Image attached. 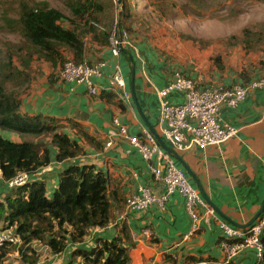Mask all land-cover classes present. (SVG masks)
Here are the masks:
<instances>
[{"label":"crops","instance_id":"obj_1","mask_svg":"<svg viewBox=\"0 0 264 264\" xmlns=\"http://www.w3.org/2000/svg\"><path fill=\"white\" fill-rule=\"evenodd\" d=\"M136 30L130 36L129 46L121 50L118 56L111 54L108 45L92 42L89 36L85 37V42L83 39V62L105 61L103 76L96 80L97 84L106 87L110 76L116 71V65H119L125 80L124 90L129 93L128 99L122 100L117 93L105 89L100 92L110 93L111 101L99 94L90 96L84 85L65 83L57 77L59 64L52 66L44 61L38 69V84H33L21 95L20 112L29 116L42 114L54 118L70 138L83 145L86 152L83 157L68 163L78 160L95 165L112 177L120 190L123 200L115 205L112 222L106 229H93L86 246L93 245L97 238L111 239L125 222L133 241L129 249V264H224V254L219 247L222 236L220 221L236 227L234 224L243 225L264 204V90L251 91L236 108L220 107L219 117L238 130L234 137L205 149L194 146L176 151L160 134L156 95L157 88L171 82L172 71L166 65L161 42L147 38L139 33V29ZM62 54L65 58L73 57L67 50ZM130 58L134 62L136 99L130 87ZM181 71L194 79L200 88L212 83L228 86L240 80V77L224 76L221 81L216 73L203 76L184 69ZM168 100L179 104L184 97L176 92ZM114 118L127 127L129 135H140L143 129H147L157 141L158 138L162 139L177 154L175 158L169 153L175 165L185 173L190 184L213 210L210 213L204 206L198 209L202 219L197 231L190 234V217L185 210L184 199L178 192L169 196L163 210L155 205L144 212L125 210V198L134 193L138 185L147 186L154 193L162 192L164 186L154 178L150 169L156 165V159L145 161L118 134ZM74 125L96 139L101 149L95 150L86 145L76 134ZM2 134L14 142H22L17 134L7 131ZM109 140L112 144L106 146ZM55 152L52 147L51 159ZM66 164L53 159L38 171V180L46 183L48 195L57 185L58 174ZM145 228L151 232L150 237L144 234ZM67 251L51 253V256H59L60 264H66L70 258V252ZM75 264H82V259L78 257ZM230 264H264V257L258 261L255 249L247 247Z\"/></svg>","mask_w":264,"mask_h":264},{"label":"trees","instance_id":"obj_2","mask_svg":"<svg viewBox=\"0 0 264 264\" xmlns=\"http://www.w3.org/2000/svg\"><path fill=\"white\" fill-rule=\"evenodd\" d=\"M117 1L120 8L119 26L125 28L124 22L127 21L128 27L125 29L131 36L137 32L131 28L133 0ZM65 4L70 9V17L45 0H31V3L18 0L16 6L11 5L17 10L18 15L13 21L23 41L18 47L19 51L15 52L20 62L18 67L13 65L11 54L0 63V182L12 178L18 172L34 174L53 159L67 164L59 172L57 185L49 195L46 183L38 179L12 189L3 186L7 192L0 199V229L14 230L21 240L18 252L22 260L30 264H34L37 255L35 250L27 246L32 242H41L52 254H61L70 249L66 264H75L78 257L82 259V264H129V249L133 241L125 222L111 239L97 238L93 245L86 246L91 231L95 228L106 229L112 222L115 205L123 200L114 179L93 164L80 163L78 160L68 163L86 154L83 145L70 138L62 126L55 123L54 118L42 114L25 115L19 109L21 95L30 86L29 74L25 69H31L34 58L49 62L52 66L59 64L60 68L68 58L81 63L83 36L86 34L92 42L109 47L111 29H105L93 20L82 26L76 24L85 15L100 13L97 0H65ZM65 20H69L70 25L62 24L61 21L67 22ZM5 22L9 20L5 18ZM244 34L254 33L245 31ZM251 40L258 42L259 38H246L244 42L250 45ZM63 50L69 51L73 57L65 58ZM239 75L240 80L233 84H246L256 79L245 73ZM8 80L14 81L11 88L4 86ZM217 84L221 83L208 86ZM99 95L107 101L112 99L110 93L104 91ZM74 128L86 145L95 150L101 149L96 139L79 126L74 125ZM3 131L17 134L22 142L4 137ZM52 147L56 150L53 159ZM262 240L264 242V237ZM24 247L29 253L23 252ZM11 251L8 245L1 247L0 261Z\"/></svg>","mask_w":264,"mask_h":264},{"label":"built area","instance_id":"obj_3","mask_svg":"<svg viewBox=\"0 0 264 264\" xmlns=\"http://www.w3.org/2000/svg\"><path fill=\"white\" fill-rule=\"evenodd\" d=\"M129 40L130 34L120 27L119 21L115 19L108 39L111 54L118 56L121 50L129 46ZM105 66L104 60L75 63L68 58L60 68L58 76L62 82L84 85L90 96H97L100 90L105 89L117 93L122 100L128 99L129 93L124 90L125 80L119 65H116V71L110 76L106 87L97 84L96 80L103 76ZM172 76L171 82L156 89V95L160 134L176 151H184L194 146L205 149L209 145L221 144L234 137L238 130L219 117L220 107L236 108L251 91L264 90V75L246 84L236 83L230 87L217 84L205 88L198 87L195 80L187 77L181 70H172ZM176 92L183 95L182 103L174 104L168 100V97ZM113 123L118 129V134L126 139L145 161L156 159V165L150 169L154 178L164 186L162 192L154 193L149 187L138 185L135 192L125 198V210L144 212L151 205L163 210L169 196L178 192L184 199V207L190 217V234L197 231L201 227L202 219L198 209L204 206L208 212H213L199 191L190 184L185 173L175 165L170 154L149 130L143 129L140 135L131 136L118 118H114ZM111 144L112 141L109 140L106 146ZM31 175L28 172H18L12 178L2 180L0 185L3 184L8 189L16 188L31 181ZM220 228L222 236L219 247L224 254V264H230L233 258L247 247L255 249L258 261L263 259L264 211L247 227H236L220 221ZM144 234L151 236L148 228L144 229ZM19 242L21 240L12 228L0 229V248Z\"/></svg>","mask_w":264,"mask_h":264},{"label":"rangeland","instance_id":"obj_4","mask_svg":"<svg viewBox=\"0 0 264 264\" xmlns=\"http://www.w3.org/2000/svg\"><path fill=\"white\" fill-rule=\"evenodd\" d=\"M17 1L0 0V63L11 54L16 67L20 62L15 52L19 51L23 41L13 21L18 13L11 5L16 6ZM25 1L31 3V0ZM45 1L66 17L72 16L65 0ZM97 3L100 13L85 15L76 24L82 26L93 20L105 29H112L114 20H120L118 1L97 0ZM132 3L131 28L139 29L140 34L161 42L169 71L184 69L203 76L216 73L221 81L224 76L239 77V73L254 78L264 74V0H133ZM5 18L9 22H5ZM65 21H61L62 24L70 25L69 20ZM124 26L128 27L127 21ZM245 31L254 34L245 36ZM86 36H83L84 42ZM246 38H259V41L251 40L247 45L244 42ZM43 63V60L34 58L31 69H25L31 87L38 84V69ZM13 84L14 81L8 80L4 86L11 88ZM39 177L37 171L31 175V180ZM6 192L0 185V199ZM20 244L8 245L10 251H14L7 254L0 264H30L21 258L18 252ZM27 246L37 254L34 264H60V257L51 256L41 242H32ZM25 249L23 252L29 253Z\"/></svg>","mask_w":264,"mask_h":264},{"label":"water","instance_id":"obj_5","mask_svg":"<svg viewBox=\"0 0 264 264\" xmlns=\"http://www.w3.org/2000/svg\"><path fill=\"white\" fill-rule=\"evenodd\" d=\"M129 70H130V87H131V91L133 93V98L136 99V96L134 94V74H135V70H134V62H133V60L131 58L129 60ZM158 142L168 153L172 154L175 158H177V154L174 152V150L169 148V147H167L162 139L158 138ZM263 210H264V204L261 205L260 209L255 213V215L250 219V221L248 223H245V224L239 225V226H238V224H234V225H237V227H241V228L249 226L250 224H252L259 217V215L263 212Z\"/></svg>","mask_w":264,"mask_h":264}]
</instances>
